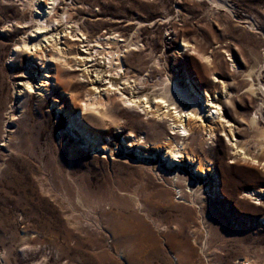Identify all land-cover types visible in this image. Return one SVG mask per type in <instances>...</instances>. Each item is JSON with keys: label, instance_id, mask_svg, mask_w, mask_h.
<instances>
[{"label": "rangeland", "instance_id": "1", "mask_svg": "<svg viewBox=\"0 0 264 264\" xmlns=\"http://www.w3.org/2000/svg\"><path fill=\"white\" fill-rule=\"evenodd\" d=\"M46 1L0 0V264H264V0Z\"/></svg>", "mask_w": 264, "mask_h": 264}, {"label": "bare ground", "instance_id": "2", "mask_svg": "<svg viewBox=\"0 0 264 264\" xmlns=\"http://www.w3.org/2000/svg\"><path fill=\"white\" fill-rule=\"evenodd\" d=\"M27 1H29V3L31 2V0H27ZM56 1L57 0H50V3L46 1L47 3L50 4V8H48L47 12L44 13L42 18H39L41 22H43L44 19H46L49 16V14L54 10L53 6H54V3ZM50 22H51V20L46 21L45 27H48V23H50ZM109 39H114V37L110 36ZM107 54L113 55L112 53H109V52H107ZM110 57H112V56H110ZM172 87L176 91V94H177L178 91H177L176 86L173 85ZM262 87H264V85H262ZM166 89L170 90V88H168V87ZM249 91H251V85H250ZM176 94L174 95V100L178 99V96ZM166 98H167V96H166ZM181 125L182 124H180V122L177 123V126H176L177 131L176 132L179 136L184 137V136H186V132H185L186 130L183 127L181 128ZM187 126H189L188 122H187ZM263 137H264V135L262 136V138ZM169 149H170L169 150L170 152H173V154H176V155L182 153L181 151L176 150L175 147H171ZM166 174H167V176L174 175V177H178V173H176L174 171L166 172ZM186 181L190 182V185H191V187H189V191H188V193L191 194L189 201L187 204L178 202L175 205H177L178 207H180L182 209H185L182 213L183 221H184V219L188 218L192 212H194L196 214L195 220L198 222V224L196 225L195 231L193 233H191L190 236H188V234H186V232H184V230L186 228L184 226V224H180L179 225L180 227L176 231L168 234V236L165 237V242L167 243V245H169L170 248L174 249L176 252H181V253H184L187 255L194 253L196 251H199L200 254H202V255H206L208 253L209 254L210 253L219 254L218 252L222 251V246H215L214 244H212V242L215 239L220 240L219 238H217L218 232L221 231L220 226H219V223H221L219 220L220 217L215 213L216 211L212 207H211V209L208 208L207 201L204 200V196L199 191L200 186L197 185L199 182L197 180L196 181L192 180V182H191L190 179H186ZM190 191H191V193H190ZM178 193L181 194L180 191ZM209 212L212 213L211 216H210ZM215 223H216V225H215ZM188 237H190L191 241H188ZM219 237L221 239L225 238L222 235H220ZM158 250L160 251L161 249L158 248Z\"/></svg>", "mask_w": 264, "mask_h": 264}, {"label": "snow or ice", "instance_id": "3", "mask_svg": "<svg viewBox=\"0 0 264 264\" xmlns=\"http://www.w3.org/2000/svg\"><path fill=\"white\" fill-rule=\"evenodd\" d=\"M26 88H28L29 91H32L33 89L29 85H25ZM111 87V86H110ZM113 91H116L115 88H113ZM159 102V101H158ZM215 107V105H213Z\"/></svg>", "mask_w": 264, "mask_h": 264}]
</instances>
